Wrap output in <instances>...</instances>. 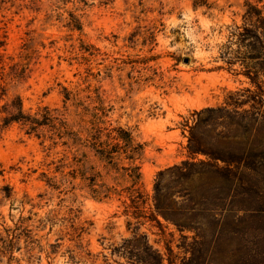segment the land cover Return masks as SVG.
<instances>
[{"label": "rangeland", "instance_id": "rangeland-1", "mask_svg": "<svg viewBox=\"0 0 264 264\" xmlns=\"http://www.w3.org/2000/svg\"><path fill=\"white\" fill-rule=\"evenodd\" d=\"M244 15L245 0L0 4V235L23 229L19 264H129L117 250L136 232L165 264H264V120L232 105L263 63L239 35ZM18 98L40 120L49 109L51 126H6ZM196 118L217 124L210 136L234 161L231 183L195 184L223 217L205 240L161 217L163 229L140 225L126 213L129 161L108 164L92 145L99 130H131L144 145L136 163L151 204L157 174L187 159ZM209 186L212 201L202 198Z\"/></svg>", "mask_w": 264, "mask_h": 264}, {"label": "trees", "instance_id": "trees-1", "mask_svg": "<svg viewBox=\"0 0 264 264\" xmlns=\"http://www.w3.org/2000/svg\"><path fill=\"white\" fill-rule=\"evenodd\" d=\"M9 1L11 0H0V4H7ZM244 22L243 33L239 35L245 37V48L251 54L250 58L262 60L263 63L261 70L245 73L254 89L245 88L243 95L237 92L236 96L244 98L234 101L232 105L236 109L235 112L243 109L246 113L252 112L264 120V81L259 78L260 72L264 73V0H245ZM228 105L221 108H206L197 112L196 115L200 117L202 114H209L213 117L215 114L228 112ZM11 108L12 112L4 119L6 126L22 123L28 127L29 133H38L42 127L51 126L50 122H47L52 120L50 110L47 108L44 120L26 115L19 98ZM194 122V126L190 127L187 159L157 174L151 204H149L150 198L145 196L139 188L142 173L136 162L143 155L144 145L136 141L133 132L123 127L102 129L93 135L92 145L96 155L108 164L116 165L121 159L129 161L130 166L122 168L125 178L131 183L130 204L127 206L126 213L137 219L140 225L155 222L163 229L161 217L175 225L180 232L197 231L196 237L205 240L210 236L213 237L214 234L208 236L202 233L214 231L215 227L223 221V217L222 214L216 213L212 202L207 204L199 199L195 184L199 180L213 179L218 176H223L225 183H231L234 173L230 166L234 161L226 158L224 152L219 149L221 142L210 136L211 128L214 129L217 126L212 119L204 121L196 118ZM207 127L210 128L207 129ZM250 127L254 126L250 125ZM199 155H206L211 158V161L198 159ZM218 161L226 163V167H220ZM209 187L207 195L202 198L212 201L209 195H213L217 187ZM147 206H149L148 210ZM22 231L23 229L18 227L7 230L5 236L0 235V264H19L13 253L20 249L18 245L23 236ZM117 254L125 257L129 264H165L164 255L150 244L148 236L146 234L139 236L137 232L132 239L124 241L123 246L117 250Z\"/></svg>", "mask_w": 264, "mask_h": 264}, {"label": "water", "instance_id": "water-1", "mask_svg": "<svg viewBox=\"0 0 264 264\" xmlns=\"http://www.w3.org/2000/svg\"><path fill=\"white\" fill-rule=\"evenodd\" d=\"M185 62L188 63L189 62V59H186Z\"/></svg>", "mask_w": 264, "mask_h": 264}]
</instances>
